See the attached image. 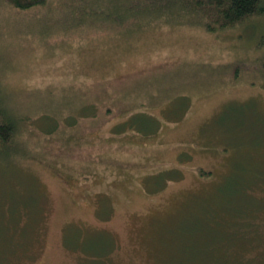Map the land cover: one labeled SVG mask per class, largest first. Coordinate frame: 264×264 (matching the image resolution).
<instances>
[{
  "label": "rangeland",
  "instance_id": "rangeland-1",
  "mask_svg": "<svg viewBox=\"0 0 264 264\" xmlns=\"http://www.w3.org/2000/svg\"><path fill=\"white\" fill-rule=\"evenodd\" d=\"M171 3L0 0V264H264V15Z\"/></svg>",
  "mask_w": 264,
  "mask_h": 264
},
{
  "label": "trees",
  "instance_id": "trees-1",
  "mask_svg": "<svg viewBox=\"0 0 264 264\" xmlns=\"http://www.w3.org/2000/svg\"><path fill=\"white\" fill-rule=\"evenodd\" d=\"M132 1V0H127ZM136 1V0H134ZM139 1V0H137ZM170 1V0H169ZM171 4H175L177 8L182 9L180 11L186 12L190 14L189 17H186L189 22H192L193 15H197L199 18L193 20L197 24H202L203 27L208 31H215L217 29H225L229 27L236 26L240 23L245 22L246 20L254 17L264 15V0H171ZM7 2L17 9H28L35 6H42L47 3V0H7ZM169 4L168 8L172 9L173 6ZM145 12V11H144ZM142 13L144 15L152 18L151 16H158L163 14H171V13H158V11L147 10L146 13ZM174 14H177L176 12ZM88 16V15H86ZM127 19V18H126ZM125 19V20H126ZM102 105L101 103H98ZM2 100L0 99V149L8 148L10 144H12L13 139L15 137L17 131L18 119L15 114L11 112V109H7V107L3 106ZM94 107V104L91 105ZM103 108V105H102ZM135 117H132L129 121L123 123L119 128H124L126 125L135 126ZM145 117V116H144ZM140 123H145V118L139 119ZM126 129H121L120 131H125ZM139 132H143L145 134H150L153 132L152 130L148 131L146 129L141 130L138 128ZM260 181H263L261 179ZM250 190V189H249ZM244 199L239 200L240 208L243 207ZM246 201V200H245ZM251 214L253 213V209H251ZM251 216L252 218H256V216ZM235 217L242 220L243 214L242 210H238L235 212ZM29 222H32L30 220ZM27 222L26 225L29 223ZM239 222V221H238ZM258 223L251 220V223L248 225V230H246V235L249 237V247L257 248L262 245V242L258 240L256 234L258 231L255 230V227ZM33 226V225H32ZM30 231H32V227H28ZM246 228V227H245ZM33 232V231H32ZM264 255V249L257 253L255 256L261 257ZM256 257L248 258L251 260Z\"/></svg>",
  "mask_w": 264,
  "mask_h": 264
},
{
  "label": "flooded vegetation",
  "instance_id": "flooded-vegetation-1",
  "mask_svg": "<svg viewBox=\"0 0 264 264\" xmlns=\"http://www.w3.org/2000/svg\"><path fill=\"white\" fill-rule=\"evenodd\" d=\"M132 114H134V113H132ZM125 123V122H124Z\"/></svg>",
  "mask_w": 264,
  "mask_h": 264
}]
</instances>
